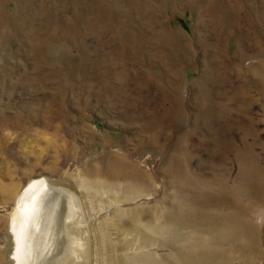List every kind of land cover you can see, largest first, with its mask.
<instances>
[{
  "label": "rangeland",
  "instance_id": "rangeland-1",
  "mask_svg": "<svg viewBox=\"0 0 264 264\" xmlns=\"http://www.w3.org/2000/svg\"><path fill=\"white\" fill-rule=\"evenodd\" d=\"M41 177L77 199L82 264H180L239 216L224 264H264V0H0V264ZM174 200L191 227L164 235Z\"/></svg>",
  "mask_w": 264,
  "mask_h": 264
},
{
  "label": "bare ground",
  "instance_id": "bare-ground-1",
  "mask_svg": "<svg viewBox=\"0 0 264 264\" xmlns=\"http://www.w3.org/2000/svg\"><path fill=\"white\" fill-rule=\"evenodd\" d=\"M76 200L77 199L75 198V195L56 185L50 184L46 178L41 177L39 179L31 180L26 185V187H24L23 191H21V194L17 198L16 205L11 214L10 225L8 228L10 234L9 243L11 245L8 257L9 263H84V259H86L85 256L87 255L88 251L86 247H84V243L80 241V238H78L79 236L77 233L79 234V232L78 230H75V226L77 225L74 226V219L78 216ZM172 205L173 207L171 212L166 213V216L163 217V220L157 225L164 235L169 229L176 226H181L183 223L191 227L185 221L187 210L185 209L184 205L177 204L176 200H174ZM196 213L202 214V211L197 208ZM198 217L199 216L195 218L196 221L199 220ZM234 217L236 218L237 216L234 215ZM141 218L142 215L140 216V214L135 215L134 213L132 215V220L134 221L140 220ZM239 218L241 219L239 216L237 221L233 220L232 228L228 231H224L223 233L222 231L228 227V221L218 225L214 219L208 220L205 218L209 228V242L206 244L197 245L201 256L195 258L184 255L180 248L175 259L178 260L180 264H224V260L228 252L227 245L230 244L226 243L228 238L233 239L236 237V235L239 236L241 234L246 242L249 239L251 240V234L246 229L243 228L242 230V227L238 226V224L241 222ZM148 227L150 228V225H147L145 228ZM140 229L142 231L144 230L142 225ZM219 234L221 235L219 236ZM160 235L161 233L159 231L156 232L153 238H148L144 235V246L136 250H138L139 253L142 250V253L149 254L151 256L149 251L147 250V252H145L144 249L152 246L153 244L151 243L158 244ZM179 237L180 236H177V239ZM163 239H165V236ZM169 241L167 239L165 241L162 240L159 246L167 247ZM225 245L227 248H224ZM235 245L236 244H232V247L230 248V252L232 254L235 252ZM245 248L246 246L240 245L238 246L237 250L238 252H242V250ZM142 257L140 254L134 255L132 253H126L125 255L112 259L111 263L140 264V262L145 259L147 264H157L152 259V257ZM1 258L3 259L0 252V259ZM165 260L169 263V257H165Z\"/></svg>",
  "mask_w": 264,
  "mask_h": 264
}]
</instances>
